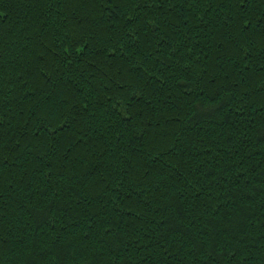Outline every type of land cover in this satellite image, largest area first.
Wrapping results in <instances>:
<instances>
[{
	"label": "trees",
	"instance_id": "trees-1",
	"mask_svg": "<svg viewBox=\"0 0 264 264\" xmlns=\"http://www.w3.org/2000/svg\"><path fill=\"white\" fill-rule=\"evenodd\" d=\"M0 264H264V0H0Z\"/></svg>",
	"mask_w": 264,
	"mask_h": 264
}]
</instances>
